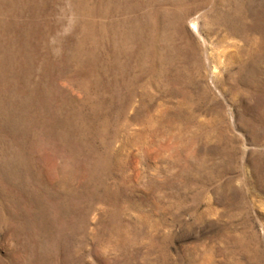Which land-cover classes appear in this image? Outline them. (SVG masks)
<instances>
[{"label": "rangeland", "instance_id": "rangeland-1", "mask_svg": "<svg viewBox=\"0 0 264 264\" xmlns=\"http://www.w3.org/2000/svg\"><path fill=\"white\" fill-rule=\"evenodd\" d=\"M0 264H264V0H0Z\"/></svg>", "mask_w": 264, "mask_h": 264}]
</instances>
